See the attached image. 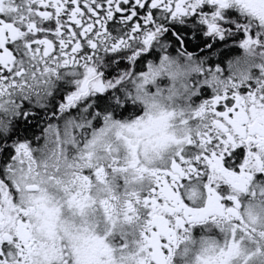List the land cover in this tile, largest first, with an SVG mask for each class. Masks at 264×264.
<instances>
[{"label": "snow or ice", "instance_id": "1", "mask_svg": "<svg viewBox=\"0 0 264 264\" xmlns=\"http://www.w3.org/2000/svg\"><path fill=\"white\" fill-rule=\"evenodd\" d=\"M0 264H264V0H0Z\"/></svg>", "mask_w": 264, "mask_h": 264}, {"label": "flooded vegetation", "instance_id": "2", "mask_svg": "<svg viewBox=\"0 0 264 264\" xmlns=\"http://www.w3.org/2000/svg\"><path fill=\"white\" fill-rule=\"evenodd\" d=\"M242 118H243V110H241V113L237 115V120L242 119Z\"/></svg>", "mask_w": 264, "mask_h": 264}, {"label": "trees", "instance_id": "3", "mask_svg": "<svg viewBox=\"0 0 264 264\" xmlns=\"http://www.w3.org/2000/svg\"><path fill=\"white\" fill-rule=\"evenodd\" d=\"M240 54V50L239 48L236 49V52L234 53V55H239Z\"/></svg>", "mask_w": 264, "mask_h": 264}]
</instances>
